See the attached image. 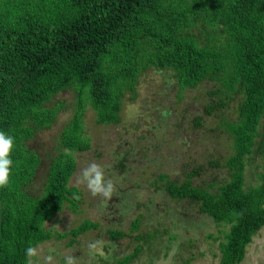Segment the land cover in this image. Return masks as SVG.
Returning a JSON list of instances; mask_svg holds the SVG:
<instances>
[{"label": "trees", "instance_id": "1", "mask_svg": "<svg viewBox=\"0 0 264 264\" xmlns=\"http://www.w3.org/2000/svg\"><path fill=\"white\" fill-rule=\"evenodd\" d=\"M150 70L161 76L165 97L173 89L177 104L203 89L194 129L214 133L212 139L225 132L233 147L227 157L214 150L199 157L205 167L181 164L179 179L161 175L158 191L221 228L219 264L245 260L264 228V166L255 162L264 158V0H0V131L14 141L9 182L0 186V264H35L29 247L53 239L73 246L99 230L101 223L90 219L65 233L47 224L65 207L78 212L83 201L70 182L75 154L93 147L88 112L97 115L99 129L122 124L128 105H149L138 99ZM65 92L71 99L57 100ZM151 111L178 136L186 130L173 121L171 107L154 103ZM205 117L217 119L215 128L205 130ZM45 131L52 142L59 137L56 155L44 192L30 197L24 188L45 163L33 145ZM127 161L119 163L122 171ZM249 164L261 169L251 168L255 186L248 183ZM108 235V243L127 236L112 227ZM141 250L113 264H131Z\"/></svg>", "mask_w": 264, "mask_h": 264}, {"label": "rangeland", "instance_id": "2", "mask_svg": "<svg viewBox=\"0 0 264 264\" xmlns=\"http://www.w3.org/2000/svg\"><path fill=\"white\" fill-rule=\"evenodd\" d=\"M162 83L161 76L150 70L138 99L139 104L148 100L149 105L142 108L140 105H128L122 113L123 123L120 125L99 129L96 115L91 110L88 112L86 121L88 135H94L93 147L75 154L78 165L70 182L71 186L83 192V201L78 212L65 207L47 227L65 233L90 219L101 223L100 228L82 235L73 246L69 245L70 239H53L41 244L33 255L35 264H68L69 258L72 264H113L120 257L132 254L138 246L142 250L131 264H185L187 261L190 264H219L218 247L223 239L221 228L210 218L196 212L188 202H175L158 190L164 185L161 175H169L171 179L181 178L180 165L183 163L187 164V169L200 165L205 167V162L199 161V157L211 150L219 156L230 155L233 151L231 139L225 132L212 139L214 133L208 132L205 137L194 129V120L205 105V101L200 100L203 89L201 92L191 90L188 97L177 104L173 89L169 97L161 93ZM72 94L62 93L57 100L71 99ZM154 103L176 111L173 121L178 122V119L184 123V133L178 136L165 123H157L159 119L151 111ZM228 115L234 116L235 113L232 110ZM66 116H62V122L67 121ZM206 121L205 130L215 128L216 118H206ZM51 134L45 131L34 141L33 146L37 147L45 163L38 169L36 178L24 188L27 196L36 197L44 192L47 164L55 158L52 148L59 139L56 134L52 142ZM125 156L128 161L125 171H122L118 165ZM255 162L264 166L263 157L258 156ZM91 164L98 165L102 170L103 183L112 184L110 196L105 197L102 193L94 195L83 179L84 170ZM252 167L258 171L261 169L250 164L247 167L248 183L255 186L256 173ZM206 178L209 176L201 177ZM137 219H140V224L133 231ZM110 227L122 230L127 236L108 243ZM241 264H264V228L248 246L246 258Z\"/></svg>", "mask_w": 264, "mask_h": 264}, {"label": "clouds", "instance_id": "3", "mask_svg": "<svg viewBox=\"0 0 264 264\" xmlns=\"http://www.w3.org/2000/svg\"><path fill=\"white\" fill-rule=\"evenodd\" d=\"M96 115V114H95ZM96 124L98 128L100 125ZM13 137L0 131V186L5 185L9 182V167L12 165V160L9 158V153L13 148ZM83 179L88 182V187L92 190L93 194L102 193L105 197L111 195L112 184L110 182L103 183L102 170L96 164H91L83 172ZM95 247V246H92ZM28 256L35 255V249L29 247L27 250ZM28 264H32L31 261ZM68 264H72L71 258L68 259Z\"/></svg>", "mask_w": 264, "mask_h": 264}]
</instances>
